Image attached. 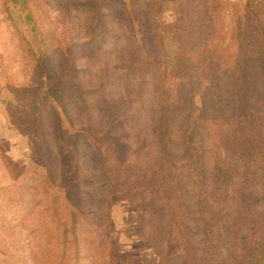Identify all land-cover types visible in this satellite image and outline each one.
Masks as SVG:
<instances>
[{
    "label": "rangeland",
    "instance_id": "rangeland-1",
    "mask_svg": "<svg viewBox=\"0 0 264 264\" xmlns=\"http://www.w3.org/2000/svg\"><path fill=\"white\" fill-rule=\"evenodd\" d=\"M30 2L69 116L57 108L55 129L30 61L31 27L12 0H0V264H205L214 252L221 264H251V247L264 243V75L251 33L264 32V0ZM163 37L183 51L168 79L175 142L166 185L158 165ZM208 52L223 93L216 116L202 73ZM240 58L247 75L237 82ZM7 75L36 94L42 130L26 114L30 95L11 91ZM187 115L191 140L205 143L203 186L188 178ZM229 133L257 144V178H246L238 158L217 175V142ZM69 210L79 215L76 238H64Z\"/></svg>",
    "mask_w": 264,
    "mask_h": 264
},
{
    "label": "trees",
    "instance_id": "trees-1",
    "mask_svg": "<svg viewBox=\"0 0 264 264\" xmlns=\"http://www.w3.org/2000/svg\"><path fill=\"white\" fill-rule=\"evenodd\" d=\"M19 11L24 15L28 25L31 27V32L36 45V52L31 50L32 58L31 64L34 69V75L36 79H41L42 83H45V94L51 104L52 108V120L55 129L59 130V113L56 111L59 108L62 111L63 116H69V111L66 106L63 87L60 82V76L55 68L54 62L52 61L51 54L49 52L46 39L39 26L37 16L35 15L33 8L31 6L30 0H12ZM175 31V29H174ZM176 33L180 34L176 29ZM253 35V46L258 61L259 69L264 75V32L260 33L257 31H252ZM173 39V40H172ZM166 39L163 37L161 39V47L164 57V79L162 80L161 86V105H160V118H159V152H158V165L159 171L161 173V178L163 183L166 185L169 177V167L171 158V147L173 146L175 139L172 136V122H173V92L170 90V95H168V79L169 73L171 74L173 68L180 61L183 55L181 41L176 40L175 37ZM209 63L203 64L202 73L204 72L205 77L208 79L210 84L207 85L209 93L212 97V108L214 115H218V112L222 110L223 106V93L221 82L219 78V64L213 60L210 56L213 53L208 52ZM244 59L240 58L237 64V74L235 81L242 82L247 75V65ZM204 70V71H203ZM177 79V77H176ZM179 82H182L180 80ZM6 84L8 88L14 93L18 94H29L30 95V106L31 111L26 113L27 115L36 116L38 118V123L41 125L40 130H42V119L40 103L37 99L36 94L28 88L26 85L17 86L12 79L7 75ZM181 87L179 90L185 88V83H180ZM177 87V86H176ZM177 89V88H176ZM193 91V90H192ZM176 92V91H175ZM169 97V98H168ZM193 101V97H192ZM191 101V102H192ZM58 106V107H57ZM211 106V105H210ZM24 113V112H23ZM190 114V112H189ZM58 117V119H57ZM188 126L183 130L184 133L181 138L182 144L186 147L191 164L188 171V178L192 182L203 186L204 174H205V143L200 140L198 144L191 140V129H195V123L193 124V118L191 115H187ZM191 122V123H190ZM216 173L220 175L224 172L226 166L229 163H234L238 158L242 162L245 168V176L247 179L253 180L257 178L262 169V161L259 158V150L257 144L252 140V138L247 134H221L216 147ZM60 187L64 189H69L71 187L67 186L66 183H62ZM219 188V187H218ZM78 212L77 210H69L70 226H65L64 238H71L70 235H75L76 238L77 228H78ZM66 240V239H65ZM67 243V242H66ZM261 246L254 244L251 247V264H264V243H260ZM65 246L62 254V263L65 261ZM208 253H206L207 256ZM223 257L216 252L211 256L205 257V264H221Z\"/></svg>",
    "mask_w": 264,
    "mask_h": 264
}]
</instances>
